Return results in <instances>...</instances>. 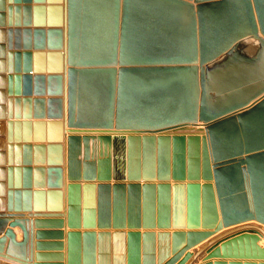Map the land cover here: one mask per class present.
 I'll list each match as a JSON object with an SVG mask.
<instances>
[{
    "label": "water",
    "instance_id": "obj_1",
    "mask_svg": "<svg viewBox=\"0 0 264 264\" xmlns=\"http://www.w3.org/2000/svg\"><path fill=\"white\" fill-rule=\"evenodd\" d=\"M151 5L191 19L145 38L131 0L110 2L108 22L88 3L80 20L77 0H0V264H264V79L217 100L209 85L247 40L264 58V0ZM32 26L39 43L21 45Z\"/></svg>",
    "mask_w": 264,
    "mask_h": 264
},
{
    "label": "crops",
    "instance_id": "obj_2",
    "mask_svg": "<svg viewBox=\"0 0 264 264\" xmlns=\"http://www.w3.org/2000/svg\"><path fill=\"white\" fill-rule=\"evenodd\" d=\"M79 2V6L81 9V16L79 17L80 20H84V7L85 4H91V8L93 7L94 10H89L91 12L90 19L98 21V22H108L111 21L112 18L110 17V2L113 0H77ZM131 8H133L130 11V15L127 17V20L131 22L132 27L135 28L136 25L140 27V30L142 31L140 33V36L148 38L151 37V31L153 30L155 21H166V22H172L173 26H176L179 32L183 31L184 26L187 25V23L190 21L191 17L186 13H174L172 15H155L154 11H152L153 6L151 5V0H131ZM47 15V14H46ZM64 16L65 19L67 18V11L66 6L64 10ZM39 16H37L34 13V10L25 11L21 10L18 14V19L21 24H23L24 21H30L33 25L34 21L38 19ZM114 16V20H115ZM123 19L122 17V11H119V15L117 16V21L121 22ZM39 20V19H38ZM106 26V25H105ZM23 29V27H21ZM31 31H33L30 35H26L24 33H21L19 35L20 43L21 45H24V43H29L31 46H34L36 41L39 43L40 36H35L34 30L35 27L32 26ZM119 35H121V27L119 28ZM46 42L48 41V35L45 37ZM120 49L117 48V55L120 54ZM145 51L149 52V56L146 58L147 60L150 58V52L151 48H144ZM35 52V51H33ZM40 66V60L35 61V58L32 59V66ZM48 64V60L46 59L45 65ZM142 67H147L148 63L142 64ZM213 74L211 77H209V85H212V80H214V83L218 85L217 88L213 89L211 91V94L214 95V100H217L218 98H222L221 96H224V94H239L241 91H245V93H251L253 91L252 87H255L256 85H259L261 81L264 79V58H263V51L262 48H260V45L258 42L247 40L243 43V45L237 49L235 55L233 57H230L227 60H223L217 64L212 70ZM232 78V87L230 90H226L221 85H224L225 80ZM227 78V79H226ZM143 83V82H142ZM147 85L151 84V81H146ZM54 86L53 83H51V87ZM33 87H34V81H33ZM46 87H48V80H46ZM244 87V89H242ZM250 87V88H249ZM40 106L39 104H34V102H31V104H21L19 106V112L25 113V112H31V114H34L35 112H39ZM7 111V108L5 109ZM187 131L194 132L197 134H201L198 127H191ZM19 132L23 134H27L30 132L31 136L34 137L37 134L40 133L39 128H35L32 126L30 129L25 127H20ZM45 132L50 133L51 131L46 128ZM92 157L94 156V159H102L104 155L101 154V151H105V149L102 147L101 142H99L98 139L92 140L89 144ZM104 146V145H103ZM105 147V146H104ZM47 155V154H46ZM34 156V154H33ZM37 156H39V153H37ZM47 179V175L45 177ZM41 179V174L39 173H33V181H39ZM31 203H34V197L31 198ZM254 224V223H251ZM234 228H238V226H232L227 229H225L222 232H219L215 236L211 237L210 239L204 241L201 245L196 247L194 250L199 249L201 246H203L205 243L209 242V240L215 238L219 234H222L226 230H231ZM36 230V229H35ZM63 230H67V228H64ZM15 232L17 234V239L20 241L22 240V232L19 228L15 229ZM36 232V231H35ZM66 241V240H65ZM260 246H264V238H262L259 243ZM66 252V250H65ZM193 252V250L191 251ZM206 253L203 254L205 256ZM202 256V257H203ZM204 260L202 258H199L194 264H202Z\"/></svg>",
    "mask_w": 264,
    "mask_h": 264
}]
</instances>
